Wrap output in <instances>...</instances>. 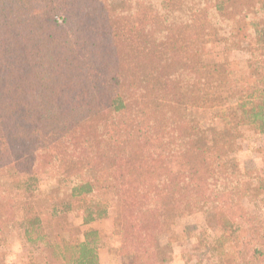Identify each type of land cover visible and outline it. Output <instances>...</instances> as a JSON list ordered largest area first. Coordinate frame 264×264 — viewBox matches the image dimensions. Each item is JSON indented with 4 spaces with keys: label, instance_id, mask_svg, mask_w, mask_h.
Wrapping results in <instances>:
<instances>
[{
    "label": "trees",
    "instance_id": "1",
    "mask_svg": "<svg viewBox=\"0 0 264 264\" xmlns=\"http://www.w3.org/2000/svg\"><path fill=\"white\" fill-rule=\"evenodd\" d=\"M256 2L0 0V246L22 203L34 264H101L97 231H46L34 203L45 176L57 182L53 219L80 210L86 225L103 219L112 203L96 201L113 192L121 251L135 264H167L159 237L194 213L216 231L215 250L232 249L214 264H264V218L245 205L264 194V177L233 157L236 128L264 134ZM222 28L226 60L249 53L247 75L206 60ZM191 108L215 110L224 128L211 134ZM5 175L25 177L11 190Z\"/></svg>",
    "mask_w": 264,
    "mask_h": 264
},
{
    "label": "rangeland",
    "instance_id": "2",
    "mask_svg": "<svg viewBox=\"0 0 264 264\" xmlns=\"http://www.w3.org/2000/svg\"><path fill=\"white\" fill-rule=\"evenodd\" d=\"M120 1L112 0L113 3H119ZM255 1H257V7L261 8L263 0H260L261 5L258 4L259 0ZM247 30V28L244 30L246 34ZM227 36L228 28L219 29L216 38L206 47V60L210 63L220 64L222 68L226 69L225 65L229 63V68L233 70L234 74L239 76L247 75L249 70L247 61L250 59V55L246 49L230 50L227 54V60L225 59V42L222 39L227 38ZM190 114L191 117L200 121L211 134L224 128L223 120L215 117V110L191 108ZM236 129L238 135L237 148L233 153V157L238 169L242 172L255 171L264 177V134L255 131L252 127H239ZM23 177L25 176L17 178L21 179ZM16 179L5 175L2 177V183L12 190L13 180ZM38 186L41 193L35 195L34 203L37 210H39L48 233H61L66 237H71L76 233L80 234V232L95 230L99 233L97 242L101 264H135L132 257H128L121 251L123 245L119 234L120 230L115 223L118 210L113 204V192H103L98 201H96L101 205L106 200L112 203L108 207L107 216L86 225L83 223L82 218L84 210L61 214L56 219H53L50 206L51 201L55 199V194H57L53 190L57 187V182L54 179L41 176ZM15 192L18 195L17 200H23V192L19 190ZM263 197L264 194L251 198L252 202L246 199L245 205L252 215L264 218ZM21 205L22 203L18 205V221L8 227L6 239L0 246V260L3 264H34L38 255L36 249L27 242L24 236V229L21 227V217L25 212ZM215 232L214 228H210L206 224V215L203 213L178 217L170 223L168 232L158 239L160 257L165 259L167 264H214L213 261L216 262L221 255L224 256L226 253L230 254L231 257L227 256L224 260L225 262L229 261L234 256L232 257L230 252L232 249L228 242L223 243L221 250H215L217 246L211 244ZM217 254L220 256L217 257Z\"/></svg>",
    "mask_w": 264,
    "mask_h": 264
}]
</instances>
